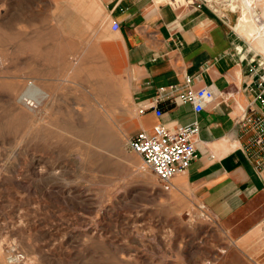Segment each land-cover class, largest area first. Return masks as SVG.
<instances>
[{
	"label": "rangeland",
	"instance_id": "rangeland-1",
	"mask_svg": "<svg viewBox=\"0 0 264 264\" xmlns=\"http://www.w3.org/2000/svg\"><path fill=\"white\" fill-rule=\"evenodd\" d=\"M205 3L264 24V0ZM261 33L241 36L264 54ZM118 36L99 0H0V264H252L128 149Z\"/></svg>",
	"mask_w": 264,
	"mask_h": 264
},
{
	"label": "crops",
	"instance_id": "crops-1",
	"mask_svg": "<svg viewBox=\"0 0 264 264\" xmlns=\"http://www.w3.org/2000/svg\"><path fill=\"white\" fill-rule=\"evenodd\" d=\"M99 1L119 34V71L128 80L131 102L136 110L145 108L137 112L133 132L157 123L170 129L198 123L195 157L186 171L172 177L167 191L185 195L220 221L245 258L264 264V150L251 146V133L238 124L243 115L259 111L251 104L249 85L264 80V69L257 66L263 53L230 27L229 18L205 8ZM255 15L259 22L260 14ZM186 77L191 91H213L201 111L189 103L156 100L158 88L182 87Z\"/></svg>",
	"mask_w": 264,
	"mask_h": 264
},
{
	"label": "built area",
	"instance_id": "built-area-1",
	"mask_svg": "<svg viewBox=\"0 0 264 264\" xmlns=\"http://www.w3.org/2000/svg\"><path fill=\"white\" fill-rule=\"evenodd\" d=\"M183 3L194 9H201L206 5L205 0H183ZM257 66L264 69V54L259 56ZM190 77H186L180 87L172 84L157 89V101L168 99L174 104L189 103L195 112L202 110L205 103L214 97L213 91L204 87L191 91L188 87ZM253 91L252 105L256 104L258 112L243 115L238 124L251 133L250 145L259 151L264 150V80L249 85ZM140 107L138 113L144 112ZM154 115L160 117L162 112L155 106ZM199 128L196 121L188 125L170 129L161 123L155 124L150 130H139L128 140L127 147L138 154L143 164L152 170L159 183L167 190L172 177L186 171L195 157V138Z\"/></svg>",
	"mask_w": 264,
	"mask_h": 264
},
{
	"label": "bare ground",
	"instance_id": "bare-ground-1",
	"mask_svg": "<svg viewBox=\"0 0 264 264\" xmlns=\"http://www.w3.org/2000/svg\"><path fill=\"white\" fill-rule=\"evenodd\" d=\"M163 1H166V0H160V2H163ZM247 6L248 5H245V6L242 5V7L240 9V14L237 17L235 25H234L235 31L238 34L244 35L246 37H252L256 33H261L260 31H262L261 35H264V24H256V21L252 18L250 10H248ZM260 48H261L260 49L261 51L264 50V41H263V44ZM29 88H30V93L31 92L32 93H34V92L41 93V89L35 84H30ZM29 104H31V103H29ZM150 179H153V177H150Z\"/></svg>",
	"mask_w": 264,
	"mask_h": 264
}]
</instances>
